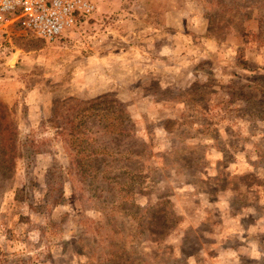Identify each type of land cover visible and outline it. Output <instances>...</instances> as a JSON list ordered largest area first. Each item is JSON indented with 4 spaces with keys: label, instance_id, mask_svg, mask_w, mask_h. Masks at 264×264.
Returning <instances> with one entry per match:
<instances>
[{
    "label": "rangeland",
    "instance_id": "1",
    "mask_svg": "<svg viewBox=\"0 0 264 264\" xmlns=\"http://www.w3.org/2000/svg\"><path fill=\"white\" fill-rule=\"evenodd\" d=\"M0 264H264V0L4 22Z\"/></svg>",
    "mask_w": 264,
    "mask_h": 264
},
{
    "label": "built area",
    "instance_id": "2",
    "mask_svg": "<svg viewBox=\"0 0 264 264\" xmlns=\"http://www.w3.org/2000/svg\"><path fill=\"white\" fill-rule=\"evenodd\" d=\"M96 0H0V26L18 21L31 34L52 40L92 13Z\"/></svg>",
    "mask_w": 264,
    "mask_h": 264
},
{
    "label": "trees",
    "instance_id": "3",
    "mask_svg": "<svg viewBox=\"0 0 264 264\" xmlns=\"http://www.w3.org/2000/svg\"><path fill=\"white\" fill-rule=\"evenodd\" d=\"M78 21H79V20H78ZM78 21H77V22H78ZM77 22H76V23H77Z\"/></svg>",
    "mask_w": 264,
    "mask_h": 264
}]
</instances>
